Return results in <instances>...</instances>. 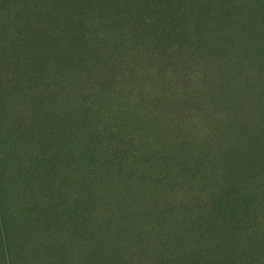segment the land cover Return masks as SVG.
I'll return each instance as SVG.
<instances>
[{
  "label": "rangeland",
  "instance_id": "374dc122",
  "mask_svg": "<svg viewBox=\"0 0 264 264\" xmlns=\"http://www.w3.org/2000/svg\"><path fill=\"white\" fill-rule=\"evenodd\" d=\"M256 174L264 0H0V264H264Z\"/></svg>",
  "mask_w": 264,
  "mask_h": 264
},
{
  "label": "trees",
  "instance_id": "16d2710c",
  "mask_svg": "<svg viewBox=\"0 0 264 264\" xmlns=\"http://www.w3.org/2000/svg\"><path fill=\"white\" fill-rule=\"evenodd\" d=\"M192 48H193L192 45H188L187 52H186L188 54V56L189 55H195L196 52L193 54ZM182 55H184V54H182ZM185 57L186 56L184 55V58ZM187 61H190V58H188ZM185 62H186V60H185ZM151 75L156 76V74H153V73H151ZM164 77H166V75H164ZM101 92H103V91L101 90ZM105 93H107V91ZM87 105H85V106H87ZM106 116H102L101 118L92 119L91 121H89V125L91 127V131H94V132L99 131V133L104 132V134L108 138H111V133H113V130H111L110 125H112V123H109L107 121V119H105ZM101 137H102V135H101ZM201 137H202V134L199 133L198 139H200ZM198 151L201 152V154L206 153L205 149L203 147H202V151L201 150H198ZM209 152H211V150H209ZM108 173H112V175L115 177L121 176V170L116 165L110 166ZM251 183L253 186L250 190V194H252V196H254L255 189H256V192L259 190L258 191V194H259L258 198L259 199L258 198L257 199L261 200L262 203H264V177L262 175L256 174L255 176H253ZM104 186L105 185L103 184L102 187H104ZM204 191H208V190H204ZM204 212H206V211H204ZM219 231H220L219 226H217V225L215 226L214 222L209 223V221L205 220L204 224H202V226H200V227L198 226V232L197 233H199V236L204 237L203 241L208 240V239L218 240L217 238H219V240H221V243H223V240L227 241L224 239L225 234H221L220 236H216L217 234L220 233ZM199 239H201V238H199Z\"/></svg>",
  "mask_w": 264,
  "mask_h": 264
}]
</instances>
